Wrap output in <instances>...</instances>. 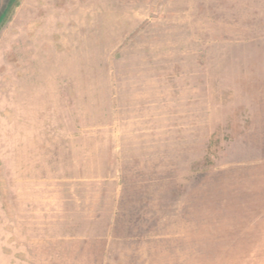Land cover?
Returning a JSON list of instances; mask_svg holds the SVG:
<instances>
[{"label":"rangeland","instance_id":"rangeland-1","mask_svg":"<svg viewBox=\"0 0 264 264\" xmlns=\"http://www.w3.org/2000/svg\"><path fill=\"white\" fill-rule=\"evenodd\" d=\"M0 264H264V0H0Z\"/></svg>","mask_w":264,"mask_h":264}]
</instances>
